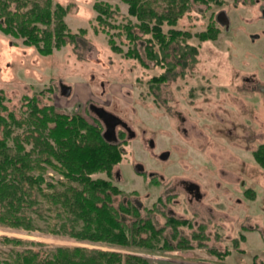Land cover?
I'll list each match as a JSON object with an SVG mask.
<instances>
[{
    "label": "rangeland",
    "instance_id": "obj_1",
    "mask_svg": "<svg viewBox=\"0 0 264 264\" xmlns=\"http://www.w3.org/2000/svg\"><path fill=\"white\" fill-rule=\"evenodd\" d=\"M99 1L118 8L111 19L114 24L136 21L122 0H53L67 9L64 21L76 36L47 55L24 45L21 37L0 31L4 106L0 114L10 112L22 120L33 97L38 106L52 104L60 113H78L99 123L102 132L104 126L90 105L123 119L135 136L120 135V162L113 165L110 175L97 172L90 176L117 186L121 193L113 204L128 200L137 206V218L150 219L155 228H162L163 239L170 246L147 252L2 226L0 237L43 244L32 245L34 248L80 245L115 250L142 256L152 264H264V168L253 161L251 152L243 150L242 141L226 136L228 127L243 122L233 103L237 98L248 102L249 90L243 89L247 87L243 81L258 70L244 67L242 62L248 57L247 34L254 31L251 22L259 14L256 2L264 0L193 2L173 26L190 35L172 44L165 59L158 44L152 43L159 53L157 63L145 54L144 38L150 35L131 43L119 29L101 31L94 8ZM220 12L227 17V29L216 20ZM210 27L217 30L216 36L200 40L197 33ZM163 29L166 32L167 27ZM188 46L197 50L194 59ZM132 48L141 60L129 55ZM161 75L163 80H152ZM61 84L70 86L68 96L61 94ZM10 128L8 144L13 146L12 136L23 138L28 128ZM255 130L264 131L258 126ZM150 139L153 147L148 144ZM258 142L260 138L255 140ZM23 145L30 149L32 143ZM163 151L169 152L164 160L159 158ZM248 171L252 172L250 179ZM237 174L239 179L245 178L244 186L235 181ZM45 176L47 181L60 178L51 169ZM180 179L197 184L204 194L202 200L189 203ZM170 217L187 222L174 227L168 222ZM137 218L127 216L126 221ZM9 248L0 241V257Z\"/></svg>",
    "mask_w": 264,
    "mask_h": 264
},
{
    "label": "trees",
    "instance_id": "obj_2",
    "mask_svg": "<svg viewBox=\"0 0 264 264\" xmlns=\"http://www.w3.org/2000/svg\"><path fill=\"white\" fill-rule=\"evenodd\" d=\"M122 1L127 4L128 15L136 21L114 24L111 19L118 8L107 2H95V20L102 25L101 31L110 33L107 27L119 29L131 43L150 35L144 38L145 54L157 63L159 53L152 43L158 44L157 49L165 59L172 44L190 35L173 26L193 2L219 4L223 0ZM66 13L67 9L53 0H0V31L21 37L24 45L35 46L40 54L47 55L75 40L76 34L64 21ZM216 34L217 30L210 27L198 32L197 37L205 40ZM188 47L194 59L197 50ZM128 53L141 60L135 48ZM164 78L161 75L152 80ZM2 103L0 94V110L4 108ZM27 103L29 113L22 120L10 112L0 114V226L147 252L169 248L162 228H155L150 219L137 218V206L128 200L113 204V198L121 193L117 186L110 180L90 176L97 172L110 175L113 165L122 157L119 144L103 137L101 125L78 113H60L52 104L38 106L33 97ZM13 125L27 126L28 131L20 139L12 136L14 145L10 146L8 139ZM24 142L32 143L31 148L26 149ZM253 155L264 168V144ZM49 169L60 178L47 181ZM127 216L137 219L126 221ZM168 222L175 227L187 221L170 217ZM0 241L10 245L0 257V264H152L142 256L115 250L80 245L34 248L32 245L43 244L8 236L0 237Z\"/></svg>",
    "mask_w": 264,
    "mask_h": 264
},
{
    "label": "flooded vegetation",
    "instance_id": "obj_3",
    "mask_svg": "<svg viewBox=\"0 0 264 264\" xmlns=\"http://www.w3.org/2000/svg\"><path fill=\"white\" fill-rule=\"evenodd\" d=\"M256 3L258 4L256 10H258L259 14L255 20L251 22V30L254 31L247 34L248 37L246 45L248 57L246 58V62H242V66L247 68H258V70H253L250 78L245 77L244 80L246 81H243L247 82V87H243V89H247V92L249 90L248 102L245 103L242 101V99L237 98L233 103L235 104L236 111L243 122H236L232 124L231 128L228 127L226 136L234 138L237 143L238 140L242 141L243 150L251 152L253 161L258 163L253 155V152L260 145L264 144V131L256 132L255 130L256 126L264 130V1L261 3L257 1ZM258 75L261 76L262 79H260ZM98 120L100 119L98 118ZM125 134H128L129 138L135 136L133 130H131L129 125L124 121L123 124H119L116 127L114 141L117 142L119 139L122 140L120 135L125 136ZM257 138H260V142L256 144L255 140ZM137 165L138 164L135 166L137 167ZM139 170L140 172H144L142 166ZM251 174L252 172L248 171L247 176H251ZM249 176L248 178L250 179ZM235 181L237 182L238 186H244L247 183L245 178L239 179L238 174L235 177ZM179 183L183 186L189 203L192 201L202 200L204 194L200 192L199 186L197 184L184 179H180Z\"/></svg>",
    "mask_w": 264,
    "mask_h": 264
},
{
    "label": "water",
    "instance_id": "obj_4",
    "mask_svg": "<svg viewBox=\"0 0 264 264\" xmlns=\"http://www.w3.org/2000/svg\"><path fill=\"white\" fill-rule=\"evenodd\" d=\"M216 20L225 26V28H228V20L227 17L225 16L224 12H220ZM71 88L68 85L61 84L60 85V92L64 96H68L70 94ZM91 110L95 113L96 117L99 118L103 125L105 126V130L103 131V137L110 142H115L114 137H115V129L119 124H123L124 121L118 117L117 115L113 114L110 111L105 110L103 107L98 106V105H91ZM150 147H153V141L149 140L148 142ZM169 156L168 151H163L159 154L160 159H166ZM138 170L141 168V165L138 164L136 167Z\"/></svg>",
    "mask_w": 264,
    "mask_h": 264
}]
</instances>
